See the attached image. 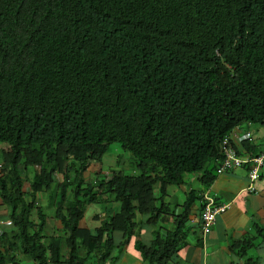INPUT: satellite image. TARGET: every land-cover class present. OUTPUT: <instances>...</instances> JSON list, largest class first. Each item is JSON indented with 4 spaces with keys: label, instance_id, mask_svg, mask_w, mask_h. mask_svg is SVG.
Instances as JSON below:
<instances>
[{
    "label": "trees",
    "instance_id": "trees-1",
    "mask_svg": "<svg viewBox=\"0 0 264 264\" xmlns=\"http://www.w3.org/2000/svg\"><path fill=\"white\" fill-rule=\"evenodd\" d=\"M190 1L17 0L18 12L14 0H0V103L5 101L0 144L12 150L10 155L0 149V204L7 206L14 226L0 236V264H19L15 252L33 264H103L118 244L119 232L135 233L136 223L130 220L134 209L151 213L147 221L161 224L166 232L160 240L154 237L149 247L135 238L141 258L149 264H170V256L184 242L182 217L191 200L187 196L181 203L182 216L163 212L166 186L183 183L187 173L208 185L220 156L216 142L223 135L244 122L264 130V0ZM34 3L51 17L53 32L61 31L60 39L67 37L61 50L53 34L45 39L46 31L33 27ZM156 4L171 12L175 28L157 27L150 38V33L118 37L121 17L122 26L145 32L136 25ZM82 7L89 9L90 17L94 13L101 28L96 53L85 38L71 40L74 14ZM3 14L6 22L1 26ZM174 29L184 43L167 40ZM74 42L80 55L65 57ZM111 49L122 57L114 58ZM34 92L45 96L44 106L51 95L66 103L69 116L62 125L15 118V104ZM107 105L112 115L97 119L108 113L101 112ZM66 130L77 135L68 137ZM112 142L129 152L136 174L112 170L108 179L99 176L84 187L66 184L68 169L76 166L75 175H80L87 161L98 160ZM21 155L26 156L29 177L16 168ZM35 164L38 171L32 168ZM24 181L30 189L27 202L20 189ZM153 181H158L156 198ZM52 182L55 201L47 199L44 207H53L52 217L63 230L61 243L60 237L43 234L46 212L32 197L33 191ZM100 189L113 191L119 211L93 228L81 227L84 205L99 202ZM32 208L36 229L28 219Z\"/></svg>",
    "mask_w": 264,
    "mask_h": 264
},
{
    "label": "clouds",
    "instance_id": "clouds-1",
    "mask_svg": "<svg viewBox=\"0 0 264 264\" xmlns=\"http://www.w3.org/2000/svg\"><path fill=\"white\" fill-rule=\"evenodd\" d=\"M14 1L17 4V8H18L17 0H14ZM184 3L188 4V3H193V2L190 0H184ZM34 7H35V3H34ZM18 12H19V8H18ZM31 15L33 18V27L45 30L46 34H47V35L45 34L46 35L45 39L46 38L48 39L50 34L51 35L53 34L52 39H53V41H55V43H57V46L61 50L60 43L66 42V41H68V39L65 35L63 38L60 39V37L62 36L61 31H59L57 33L53 32V28H52V24H51V17L49 15H47L46 12L37 10L36 7L34 10L31 11ZM72 15H70V16H72ZM142 16H143L142 24H137L136 26L137 27L140 26L141 29H146L145 32H143L142 34L139 33L138 29L134 26L130 27V28H127V26H124V25L122 26L121 25L122 17H121V18H119V24H118V28H117L118 37L120 35H122L125 37L140 38V37H143V36L147 35L148 33H150V36L147 37V38H150V37L154 36L155 32L158 29H160V28L161 29H169L170 25L174 26V28H175V25L177 24L176 19L173 18L171 12H169L167 10H165V11L162 10L161 8H159L158 4L153 5L149 9V13H147V11L143 12ZM5 22H6V14H3L2 19H1V26L5 25ZM72 24H73V26L71 28V33H72L71 40L75 39V38H85V43H87L88 46L91 45L92 49L96 53L97 40L102 35L100 33L101 28L96 22V17L94 15V13L90 17L89 9L85 10L82 7L80 9H78L76 11V13L74 14V20H73ZM25 26L29 27V25H27V24H25ZM155 28H157V30L154 31ZM174 30H175V34L173 33V31H171L170 36L167 38V40H174L175 39L174 44L184 43L183 38H181L177 34L176 29H174ZM70 44L71 43H69V46L64 53L65 57L73 56V55H74V57L75 56L77 57L78 55H80L79 52L77 51V49L75 48V42L73 45H70ZM111 52H112V54L116 55L114 58L122 57L121 53L117 52L114 49H111ZM215 52H217V51L215 50ZM43 98H45V96H43L42 93H35V92L34 93H28L24 97L25 100H23L19 104H15V109H16V117L15 118L17 120L23 121L25 123H31L33 120H44V121L53 123L55 125H59V126L62 125L64 120L69 116V107L66 105V103L61 98L56 99V97H54L52 95L49 98L47 97L49 99L50 103L48 105L44 106L43 103L41 102L43 100ZM4 104H5V101L2 100L0 103V110L1 111H3ZM91 109H93V108H91ZM101 112L102 113L108 112V113H106L104 116H96L97 119L107 118V117H110L112 115L110 105H107L106 107L102 108ZM57 116H61V117L58 118ZM245 125H251V126H255V127H258L259 129H261L263 131V139H264V130H263V128H261L258 125L250 124V122H244V123H241L239 125H235L234 127H232L227 134L223 135L222 138H220L219 141L216 142L218 150L220 152V156L218 158L217 164H215L216 167H215V171H214V176L219 175L221 172H224L225 170L232 169V168H235L238 166L246 165V168H247V170H246L247 185L243 190H245L246 192H251L253 190L252 183L259 176V170H260V167L262 166V164L264 162V157H262V159L258 165H256V163L252 159L258 158L264 154V147H263L264 144L262 146V149H260L256 153H252L250 150H246L248 152L247 155L245 154L246 151L244 152L243 156L240 155L233 145L234 142H236V141L245 142V143H247L248 146L254 145L253 140L251 141V139L253 137L251 132L245 131L242 134H240L239 129ZM66 134L68 137L77 135L74 131H70V130H66ZM263 143H264V141H263ZM0 149H3V151H9L10 155L12 153L11 147L8 148L7 146H5L2 143L0 144ZM226 150H230L232 152L236 162L234 160H232L226 166H222V164L224 163V157H225L224 151H226ZM101 157L102 156H100V158L98 160H96V159L88 160L86 165L84 166V168L80 171V175H78V176L75 175L76 172L74 171V168H76V166H72V168L68 169L67 173H66V184L69 183V181H72V182H75V184H79V186L84 187L86 184L94 183V180L96 178H98L99 176H106V178L108 179L110 176V172H112V164L109 165L107 168L99 167L98 163L101 161ZM92 161L94 162L93 164H91ZM118 162L119 161L117 160L113 163L116 164ZM122 162H124V161H122ZM24 164H27L26 156L21 155L20 158H18V161L16 163V168L18 170L19 175L21 174V175H25L26 177H29L30 172L27 170L28 168H27V166H24ZM1 165H3V163H0V171H1ZM130 165H131V160H130ZM32 168H34V169H36V171H38L39 167L37 164H35L32 166ZM117 170H119V169L114 170V172ZM252 170H254L255 177L253 179H249L248 175ZM136 172L137 171H136L135 167H133V173H131V174H136ZM191 174H193V173H191ZM145 176H147V175H145ZM149 176H151V178L154 177L153 172H150ZM129 178H132V177H129ZM54 179L56 182H60L61 176L55 173ZM212 180L210 181V183L212 182ZM56 182H52L50 184L49 188L46 185H42L41 188H38L32 192L33 202H34L35 206L42 205L44 207V204L47 201V199H50V200L52 199V201H55V198H54L55 196L54 197L51 196L50 192L56 187ZM196 182H197V180H196ZM210 183H208V185H206V186H202L201 184L198 183V187L188 190V193L189 192L193 193L199 199V206L200 207H199V213H198V220H199L198 233H199V237L201 240H202V237L205 235V233L210 230L211 226L213 225V223L215 221L216 215L223 212L225 210V207H226L225 204L215 201V198L213 197L212 193L209 191ZM157 184H158V181L152 182V185L154 187L153 189H155V191H153V198L158 197L159 191H158V189H156ZM169 185H175V184H169ZM169 185L166 186V190H167V187ZM28 188H29V186H28L27 182L24 181L23 185L20 189L23 192V198L25 199L26 202L30 198V193H29L30 189H28ZM93 190H96V189L93 188ZM97 191L99 192V194L97 195L99 202H93L90 204L87 203L84 205L85 208L83 211V216L81 217V219L79 221V225L81 227L93 228L99 224V220H98L99 217L104 219L110 215L114 216L119 211V203L117 200L114 199L113 191H111L112 193H108L104 189H100ZM89 192H91V191H89ZM205 197H210L213 204L217 207H221V210H219L214 215L213 220L208 225L207 230L202 231L201 215H202V212L204 210V206H205V202H206ZM162 201H163V206H162L161 210L163 212L169 213L170 211H174L176 216H182L183 209L181 208V206H178V211L174 210L172 207L168 206L169 202H167V193H165L164 197H162ZM91 204H100V209H99L98 214L92 212L91 210L87 211V209L89 208V206ZM131 204L133 206V205H135V202L131 201ZM47 208L49 209L50 214L48 215L46 213V216H47V218H52L53 220H52V224L49 225V223L48 224L46 223L47 218L45 219V225H44V228L42 230L43 234L46 236L49 233H51L54 236L60 237V239H61L60 243H61L63 241L64 235H63V230L61 229L60 222L52 217V215H54L53 214V207H50V208H49V206L44 207L43 211L46 212L45 210ZM175 209H177V208H175ZM6 210H7V206L4 203H1L0 204V236H1L2 232L9 231V230H12L14 228V226L11 222V219L7 217V211ZM31 210L32 211H30L28 213V219L32 220L33 222L36 223L34 228H33V229H36V225L38 224V222L36 219L37 217L35 214V209L32 208ZM184 212H185V215H183V217L185 220V218L187 217V208H185ZM132 215L133 216H132V218H130V220L132 219V221L134 223H136L135 233H133L129 236H127V235L122 236V233L119 232L118 235L115 237L118 240V244L115 242V244H116L115 246H117L119 244L123 245V244L131 243V247H133L138 252V250L136 249V247L134 245L135 238L139 239V241L143 244V246L149 247L154 237H157L156 240H160V237L166 233L164 231V228H161V224L160 225H151L150 221H147L149 216L150 217L152 216L151 213L149 215V213L139 212L138 209H134V210H132ZM183 217H182V219H183ZM86 218H88L90 221H95V224L92 227H90L88 225V223L85 221ZM143 224L150 226L151 238L149 239L148 243L142 241L141 237L139 236V229L141 228V225H143ZM30 232L32 233V231H30ZM55 232H56V234H55ZM111 238H114V236L111 235ZM125 239H127V240L125 243H123V240H125ZM1 251L3 252L4 248ZM16 254H18V252H15V256H16Z\"/></svg>",
    "mask_w": 264,
    "mask_h": 264
},
{
    "label": "crops",
    "instance_id": "crops-1",
    "mask_svg": "<svg viewBox=\"0 0 264 264\" xmlns=\"http://www.w3.org/2000/svg\"><path fill=\"white\" fill-rule=\"evenodd\" d=\"M239 131L240 134L251 132V141L254 143L248 146L245 142H234L233 145L240 155L243 156L246 150L256 153L262 149L264 139L261 129L245 125ZM246 170V165H243L214 176L209 191L215 201L225 204L226 207L216 215L213 225L202 240L198 233L199 199L193 193H188L189 189L198 187L196 176L187 173L183 183L167 187L168 206L174 210L178 211V206H181L187 196L191 200L187 207V217L184 222L182 219L184 242L179 244L177 252L170 256V264H264V162L258 178L252 183L251 192L243 190L247 185ZM193 183H196L195 186H192ZM85 221L87 222V218ZM139 236L142 241L148 243L151 238L150 226L141 225ZM16 257L19 264H33L32 260L21 252L16 254ZM103 264L149 262H145L129 243L111 248Z\"/></svg>",
    "mask_w": 264,
    "mask_h": 264
},
{
    "label": "rangeland",
    "instance_id": "rangeland-1",
    "mask_svg": "<svg viewBox=\"0 0 264 264\" xmlns=\"http://www.w3.org/2000/svg\"><path fill=\"white\" fill-rule=\"evenodd\" d=\"M117 160L119 161L118 163L116 164L113 163ZM130 160H131V155L129 154V152L122 149L118 143L112 142L108 144L106 151L105 153H103L101 157V161L98 164H99V167H104V168H107L109 165L112 164V170L119 169L123 173L131 174L133 173V167H135L136 164L134 163L133 166H131ZM93 163L94 162L92 161L91 164ZM195 184L196 183H193L192 186H195ZM99 209H100V204H91L89 208L87 209V211L91 210L92 212L98 214ZM45 211L48 215L50 214V211L48 208ZM52 220H53L52 218H47L46 223L47 224L49 223V225H51ZM98 220L100 222L102 218L99 217ZM87 222L90 227H92L95 224V221H90L88 218H87Z\"/></svg>",
    "mask_w": 264,
    "mask_h": 264
},
{
    "label": "built area",
    "instance_id": "built-area-1",
    "mask_svg": "<svg viewBox=\"0 0 264 264\" xmlns=\"http://www.w3.org/2000/svg\"><path fill=\"white\" fill-rule=\"evenodd\" d=\"M224 154H225V157H224V163L222 164V166H226L232 160H234L236 162V160L234 159V156L230 150L224 151ZM262 157H264V154L258 158H253L252 160L256 163V165H258L260 163ZM248 176H249V179H253L255 177L254 170H252ZM205 200H206V202H205L204 210H203L202 215H201L202 231L207 230L208 225L212 222L214 215L219 210H221V207H217L213 204L210 197H205Z\"/></svg>",
    "mask_w": 264,
    "mask_h": 264
}]
</instances>
